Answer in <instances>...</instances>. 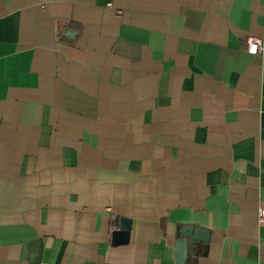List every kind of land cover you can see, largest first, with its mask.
<instances>
[{
    "label": "crops",
    "instance_id": "0c3cea01",
    "mask_svg": "<svg viewBox=\"0 0 264 264\" xmlns=\"http://www.w3.org/2000/svg\"><path fill=\"white\" fill-rule=\"evenodd\" d=\"M261 206L264 0H0V264H264Z\"/></svg>",
    "mask_w": 264,
    "mask_h": 264
},
{
    "label": "water",
    "instance_id": "95a60500",
    "mask_svg": "<svg viewBox=\"0 0 264 264\" xmlns=\"http://www.w3.org/2000/svg\"><path fill=\"white\" fill-rule=\"evenodd\" d=\"M131 221L128 218L120 217L118 219L117 229L111 233V244L114 246L123 245L128 243L130 239ZM210 234L208 231L193 227V226H182L177 231L176 242V260L178 264H183L187 252L195 248L196 242H201L206 245L203 246V251L207 250V244L209 241Z\"/></svg>",
    "mask_w": 264,
    "mask_h": 264
},
{
    "label": "built area",
    "instance_id": "2783aa9c",
    "mask_svg": "<svg viewBox=\"0 0 264 264\" xmlns=\"http://www.w3.org/2000/svg\"><path fill=\"white\" fill-rule=\"evenodd\" d=\"M253 47L255 51H253ZM263 45L260 39L251 38L247 42V52L251 55H255L262 51ZM258 221L264 222V206L259 207L258 209Z\"/></svg>",
    "mask_w": 264,
    "mask_h": 264
},
{
    "label": "snow or ice",
    "instance_id": "6c2138e0",
    "mask_svg": "<svg viewBox=\"0 0 264 264\" xmlns=\"http://www.w3.org/2000/svg\"><path fill=\"white\" fill-rule=\"evenodd\" d=\"M253 51H255V48L253 47Z\"/></svg>",
    "mask_w": 264,
    "mask_h": 264
}]
</instances>
